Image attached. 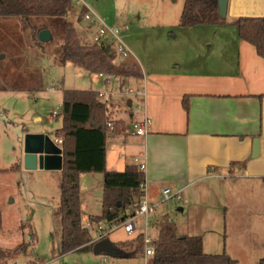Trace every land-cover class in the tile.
<instances>
[{
  "label": "rangeland",
  "instance_id": "374dc122",
  "mask_svg": "<svg viewBox=\"0 0 264 264\" xmlns=\"http://www.w3.org/2000/svg\"><path fill=\"white\" fill-rule=\"evenodd\" d=\"M183 1L72 0L67 20L73 24L76 38L85 51H90L95 42L98 23L106 28L119 29L118 40L125 44L131 54L123 58L115 53L112 64L116 67L130 66L131 63L126 61L134 57L140 67L171 69L175 64L181 65L180 61L197 55L205 59L216 52L215 48L206 50L200 47L197 50L195 46L205 39V35L178 26ZM83 7L91 21L83 19ZM91 22L93 26L89 24ZM34 27L39 32L50 29V39L45 43L40 42L39 33L36 35ZM62 43V34L46 19L22 21L0 18V86L3 87L0 90V249L11 250L21 243L28 247L26 254L9 255L0 264H146L134 238L120 229L110 232L108 240L117 247L124 242L129 244V250L121 255H95L90 251L60 256L59 171L25 170L21 167L17 172H9L23 160L26 134L53 136L60 127L61 120L55 119L53 112L58 113L64 90H93L105 94L101 101L107 103V108L113 112L112 118H121L128 123L130 112L136 118V98L129 96L134 102L132 109L124 102L128 96L124 90L129 88L134 91L135 86L125 85L121 89L119 85L122 79L119 76L102 74L99 77L74 63L59 64ZM182 66L185 69L186 65ZM104 80H108V84H104ZM36 117L40 120L36 121ZM101 177L100 174H89L82 178L81 223L89 228L93 237L96 232L106 234L109 229L106 222L92 227L88 222L90 212L95 214L100 211L99 197L92 196L89 202L88 193L94 194ZM206 200L202 202L211 204L212 208H208V215L201 224L185 221V214L177 211L181 200L175 199L157 205L149 221L156 223L166 215L179 228V233H184L187 227V234L199 235L204 241L213 239V233L218 240L224 241V224L218 217L222 214V207H219L221 199L211 196ZM86 203L90 205L86 206ZM247 218L248 223L227 237V240L232 239L234 249L237 248V240L245 238L247 234L260 236L254 241L247 240L246 247H250V243L257 244L259 239L264 243V214L257 215L249 209ZM258 220L259 225L256 224ZM136 223L138 228L142 219ZM153 232L154 229L150 228L149 233ZM208 248L211 250L209 254H218L213 251L216 248L212 244ZM132 253L133 257L130 255Z\"/></svg>",
  "mask_w": 264,
  "mask_h": 264
},
{
  "label": "crops",
  "instance_id": "0c3cea01",
  "mask_svg": "<svg viewBox=\"0 0 264 264\" xmlns=\"http://www.w3.org/2000/svg\"><path fill=\"white\" fill-rule=\"evenodd\" d=\"M242 17L264 18V0H227L225 25L188 28L205 35L195 46L197 50L215 48V54L205 59L197 55L188 62L180 61L181 65L175 64L171 69L140 67L134 57L126 61L138 65L141 78H121L119 87L133 84L135 89L144 91V96L134 97L138 104L136 118L130 112L128 123L112 118L113 112L108 109L110 121H119V128L106 136L105 169L122 172L138 159L145 165L144 196L149 204L157 206L162 202L163 189L179 192L181 201L178 200L177 211L185 214L189 224H201L208 215V208H212L202 201L219 196L222 214L218 217L223 221V237L226 238L218 240L211 232L213 239L209 242L202 239L203 252L211 253L208 247L212 244L216 248L213 251L225 252L234 264H257L264 259L263 240L250 243V247L245 244L260 235L247 234L238 239L235 249L232 239L227 240L231 233L249 222V209L257 215L264 214V59L257 56L251 45L238 39L231 23ZM182 65H186L185 69ZM103 82L108 84V80ZM185 99L187 111L183 108ZM124 102L132 109L134 102L129 96ZM145 118L149 121L147 135H132V125ZM254 143L257 145L255 156ZM85 175L89 174L79 179L81 214ZM102 187L103 177L97 181L94 194L88 193L89 202L92 196L99 197L100 211L90 212L88 216L101 213ZM164 217L169 219L164 215L152 224L163 221ZM259 221L256 224L259 225ZM185 228L184 233H179L176 226L177 234L199 236L187 234ZM109 235L105 239L108 240ZM136 235L138 233L129 237ZM206 237L209 238V234Z\"/></svg>",
  "mask_w": 264,
  "mask_h": 264
},
{
  "label": "trees",
  "instance_id": "16d2710c",
  "mask_svg": "<svg viewBox=\"0 0 264 264\" xmlns=\"http://www.w3.org/2000/svg\"><path fill=\"white\" fill-rule=\"evenodd\" d=\"M71 8L72 0H0V18H17L22 21L48 20L63 36L58 56L61 65L70 62L95 74L116 75L122 79L141 78V72L135 63L125 68L112 64L116 53L112 43L94 42L91 50L85 51L76 38L73 24L67 20ZM83 9L81 14L84 15L86 9ZM225 24V20L220 18L217 0L183 1L179 27ZM231 24L238 39L251 45L257 56L264 59V18L242 17ZM35 30L37 35L39 30L36 28ZM2 88L0 86V90ZM183 108L185 111L188 110L186 99L183 100ZM109 117L108 108L100 101L98 93L88 90L62 92L61 106L54 116L55 119L61 120V125L53 133V138L61 139L62 142L58 208L60 256L70 252H90L95 244L91 231L81 223L79 190L81 175L101 174L103 177L101 213L99 216L88 217L91 227L101 222H106L111 227L120 225L127 217L133 215L143 198L141 185L145 182V178L136 165L126 166L122 172L105 169V142L107 134L110 133L106 125L110 122ZM113 123L112 130H118L119 121ZM20 169L19 161L9 169V172H17ZM1 222L0 213V228ZM154 225L157 236L150 264L235 263L225 252L205 254L201 237L179 236L175 224L166 217ZM141 239L140 234L134 238L140 251L143 250ZM123 244L119 247L113 245L118 255L123 254V249L129 246L128 243H125V246ZM27 248L25 243H21L11 250L0 249V263L9 255L26 254ZM257 264H264V259L259 260Z\"/></svg>",
  "mask_w": 264,
  "mask_h": 264
},
{
  "label": "built area",
  "instance_id": "2783aa9c",
  "mask_svg": "<svg viewBox=\"0 0 264 264\" xmlns=\"http://www.w3.org/2000/svg\"><path fill=\"white\" fill-rule=\"evenodd\" d=\"M84 8V7H83ZM83 19L88 21H91L89 14L86 13L83 15ZM92 25V22L89 23ZM93 26V25H92ZM119 32V29L114 28H106L103 25L98 23V27L95 31V42H106V43H112L115 48V52L118 53L121 57L125 58L129 54V50L125 46L124 43L120 42L118 40L117 34ZM99 77H102V74H98ZM125 94H128V96L133 97H142L144 96L143 90H137L134 91L126 88L124 90ZM105 94L98 93V98L101 99L104 97ZM56 115V112H53V116ZM148 125L149 121L148 119H144L141 123H135L132 125V135L136 136H145L148 133ZM114 126L113 122H107V129L109 132L112 131ZM54 143L61 148V139H54ZM134 164L138 168L139 171L145 170V165L143 163H140L138 159H134ZM144 189H145V182L141 185V190L143 192V198L138 206V208L134 211L132 216H129L125 219L124 222H122L120 225L112 226L107 229V233H101L96 232L94 236V242L101 241L102 239H105V237L112 232L114 229H120L122 232L127 235L131 236L135 233H138L142 236V252H143V259L146 261V264H150V260L154 255V242L157 236V230L154 224L149 221V218L155 214L156 206L150 205L149 202L146 200L144 196ZM180 200V193L179 192H172L170 189H163L161 191V200L162 202L169 201V200ZM138 219H142V224L138 226L136 221ZM90 225V224H89ZM153 228L154 232L152 234L149 233V229Z\"/></svg>",
  "mask_w": 264,
  "mask_h": 264
},
{
  "label": "water",
  "instance_id": "95a60500",
  "mask_svg": "<svg viewBox=\"0 0 264 264\" xmlns=\"http://www.w3.org/2000/svg\"><path fill=\"white\" fill-rule=\"evenodd\" d=\"M227 0H217V8L220 18L224 19ZM50 39L48 30H42L38 34V40L42 43ZM257 153V145L254 143L253 155ZM23 168L25 170L61 171L62 151L54 139L45 134H26L23 140ZM92 252L95 255L102 253L118 256L116 248L107 240L102 239L94 244Z\"/></svg>",
  "mask_w": 264,
  "mask_h": 264
}]
</instances>
